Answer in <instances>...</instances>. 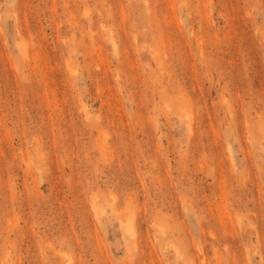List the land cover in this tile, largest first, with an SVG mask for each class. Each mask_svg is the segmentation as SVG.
Instances as JSON below:
<instances>
[{"label":"rangeland","instance_id":"rangeland-1","mask_svg":"<svg viewBox=\"0 0 264 264\" xmlns=\"http://www.w3.org/2000/svg\"><path fill=\"white\" fill-rule=\"evenodd\" d=\"M0 264H264V0H0Z\"/></svg>","mask_w":264,"mask_h":264},{"label":"bare ground","instance_id":"bare-ground-1","mask_svg":"<svg viewBox=\"0 0 264 264\" xmlns=\"http://www.w3.org/2000/svg\"><path fill=\"white\" fill-rule=\"evenodd\" d=\"M132 227V226H131ZM132 230V229H131ZM133 231V230H132Z\"/></svg>","mask_w":264,"mask_h":264}]
</instances>
